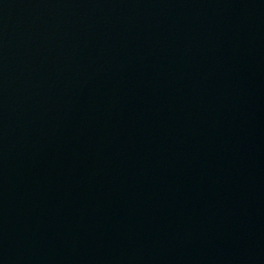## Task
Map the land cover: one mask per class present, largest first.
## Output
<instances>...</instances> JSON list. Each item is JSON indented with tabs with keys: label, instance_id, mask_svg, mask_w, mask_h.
I'll use <instances>...</instances> for the list:
<instances>
[{
	"label": "water",
	"instance_id": "water-1",
	"mask_svg": "<svg viewBox=\"0 0 264 264\" xmlns=\"http://www.w3.org/2000/svg\"><path fill=\"white\" fill-rule=\"evenodd\" d=\"M0 264H264V0H0Z\"/></svg>",
	"mask_w": 264,
	"mask_h": 264
}]
</instances>
